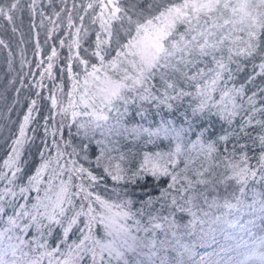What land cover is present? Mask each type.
Masks as SVG:
<instances>
[{
  "label": "snow or ice",
  "instance_id": "obj_1",
  "mask_svg": "<svg viewBox=\"0 0 264 264\" xmlns=\"http://www.w3.org/2000/svg\"><path fill=\"white\" fill-rule=\"evenodd\" d=\"M124 3L126 0H90L83 6L85 15L91 13L92 25H99L92 51L89 53L84 49L85 56L80 54L81 33L88 35V30L83 28L85 16L79 17L81 26H77L72 15H68L67 26L70 30L75 29V32L67 33L71 37L68 43L71 88L59 99L55 93L49 96L52 108L58 109L63 119L70 117L78 134L82 132L88 139L99 130L105 135L104 141H96L100 146V153L95 157L97 167L102 166L115 182L125 179L126 169L121 166L124 156L111 155L117 149L109 146L115 141L108 139L121 133L134 138L142 134L149 138L159 137L163 133L175 141L174 149L166 153H145L139 168L132 173L135 179L141 178L142 174L145 178L149 174L154 178L171 175L175 182L177 176L169 172V168L178 166L179 159L190 157L192 152L212 161L219 151L217 144L226 140L227 135L218 140L211 139L205 135L209 131L207 127L197 124L194 128L193 123H188L186 128L183 125L177 128L162 120L154 130L142 125L129 128L123 123V118L129 115V105L138 100H154L157 107L162 104L171 108V101L191 97L194 120L215 115L231 125L239 117V131L245 136L249 135L248 128H259L257 135L252 137V143L258 142L261 151L258 157L253 158L257 159L264 179V87L256 91L247 87L257 76L264 78V49L258 50L256 43L258 34H264V0H166L154 7L149 5L147 16L135 10V5L125 7L122 6ZM38 7H42L38 0H31L27 10L34 17ZM23 11L21 0L0 3V17L10 23L17 12ZM38 14L40 26H44V12L39 11ZM54 15L59 18L61 12ZM48 22L53 25L49 29L51 36L58 24L52 17H48ZM12 30L15 32V27ZM124 37L128 39L122 43ZM60 44L63 46L64 40ZM0 45L7 47L2 39ZM56 56V48L53 47L48 56L49 76L53 67L51 61ZM257 56L260 63L254 64L253 73L245 83L237 86L235 76L241 71V62L254 60ZM73 60L78 61L82 78L80 72L73 74ZM59 87L63 93L64 85ZM185 87L192 91L186 92ZM35 103L33 100L32 104ZM32 111L33 108L29 107V114L24 116L11 151L0 163V214L5 212V205L13 210V215L6 221L8 227L0 231V264H42L44 257L48 258V264H82L88 256L92 264H132L127 259L128 253L137 252L143 244L136 233L150 230L154 233L156 229L165 227L155 221L164 219L167 229L174 230L172 234L176 235L175 229L179 225L175 220L149 214L145 226L141 220L135 219L141 212L131 211L130 200L101 196L96 191L100 178L90 167L74 158L79 155L75 148L65 158L55 139V155L45 156L42 152L41 162L29 173L28 161L22 158V149ZM136 114L144 119L143 111L138 110ZM189 133L196 137L195 140L186 139ZM55 134L53 132V136ZM236 147L233 145L234 151L222 161L225 169L223 179L242 186L257 175V170L249 163L248 145H240L238 152ZM81 150L86 153L88 145L81 144ZM83 159L89 165L92 163L87 155ZM189 162L185 160V170ZM188 184L189 188L193 187L191 181ZM240 192H244L243 187H240ZM191 199L194 197L186 203ZM150 202L151 197L146 205ZM172 203L176 211L193 215L194 220L185 227L194 228L196 214L192 209L177 204L175 199ZM224 206L233 207L227 200ZM129 220H132L131 224ZM54 226L61 230L60 239L55 247L48 250L47 238L53 235ZM17 229L24 233L34 229L33 242L37 250L44 251L39 254L24 252L23 245L27 241L16 237L19 243H13V237L9 235ZM74 231L79 235L69 242ZM180 247L184 252L189 251L187 245Z\"/></svg>",
  "mask_w": 264,
  "mask_h": 264
},
{
  "label": "trees",
  "instance_id": "obj_2",
  "mask_svg": "<svg viewBox=\"0 0 264 264\" xmlns=\"http://www.w3.org/2000/svg\"><path fill=\"white\" fill-rule=\"evenodd\" d=\"M4 2L5 0H0V3ZM30 2L31 0H21L24 11L17 12L13 22L10 23L6 18L0 17V39L7 45V47L0 45V163L11 151L13 141L19 135L20 125L24 122V116L29 114L28 109L32 107L33 111L25 128L27 139L22 149V158L28 161L29 173L41 162L42 152L45 156L55 155L56 150L53 146L55 139L64 151L65 158L75 148L79 155L74 158L84 163L85 167H90L100 178L96 191L101 196L110 195L113 200L119 196L122 200H130L131 211L141 212L135 219L141 220L145 226L149 214L161 218L167 217L169 221L175 220L179 225L178 229H175V236L172 234L174 230L167 229V222L164 219L155 221L165 225L164 228H158L154 233L151 230L147 233L144 231L136 233L142 238L143 244L137 252L128 253L127 259L132 264H264V179L261 178L257 159L253 158L259 156L261 148L258 142L252 143V137L257 135L259 128H248L249 135L245 136L239 131L241 123L239 117L231 125L215 115L202 116L194 120L190 107L191 97L171 101V108L162 104L157 107V102L154 100H138L135 104L129 105V115L123 118V123L129 128L142 125L154 130L162 120L171 122L177 128L181 125L186 128L188 123H193L194 128L198 124L209 129L205 134L206 137L218 140L219 137L227 135V139L219 141L217 144L219 151L212 161L205 160L196 152H192L190 157H181L178 166L169 168V172L177 176V180L173 182L171 175L154 178L149 174L145 178L142 174L139 179L132 177L145 153H166L174 149L175 141L170 137H165L163 133L159 137L152 138L147 134L136 138L123 133L119 136L112 135L108 139L115 141V144L109 146L117 150L111 155L116 157L123 155L124 161L121 162V166L126 169L124 180L113 181L104 172L103 167H97L95 163V157L100 153V146L96 141H104L105 135L98 130L94 136L84 138L82 132L78 134L71 118L63 119L58 109L52 108L49 100L51 94L55 93L59 99L71 88L72 81L68 73V43L71 37L67 33L75 32V29L70 30L67 26L69 14L72 15L77 26H81L79 17L85 16L83 28L88 30V35L84 36L83 32L81 33L80 54L85 56L84 49H88L89 53L92 51L99 25L97 23L93 26L91 13L88 15L84 13L83 6H86L90 0H38V5L42 7H38L34 17L27 10ZM128 3L135 5V10L147 16L149 5L154 7L165 2L164 0H132L130 3L126 0L122 6L126 7ZM39 11L45 14L44 26H40ZM55 12H61V16L57 18ZM48 17H52L58 24L51 36L49 29H52L53 25L48 22ZM13 27L16 29L15 32L12 30ZM127 39L124 37L121 42H126ZM61 40H64L63 46L60 44ZM256 43L258 50L264 49V34H258ZM53 47L56 48L57 56L51 61L53 67L49 76L48 56ZM259 63V56L254 60L241 62V71L235 76L237 86L245 83L249 74L253 73L254 64ZM72 65L73 74L80 72L82 78L78 61L73 60ZM200 66L204 67L203 64ZM256 71H259L258 67ZM61 84L64 85L63 93L59 87ZM247 87L251 91L264 87V78L257 76L254 83L248 84ZM184 90L192 91L187 87ZM251 91L248 92L249 95ZM257 99L259 100L260 97ZM33 100L36 101L35 105L32 104ZM64 103H67L66 96ZM138 110L143 111L144 119L136 114ZM53 132L56 133L55 136ZM195 138L191 133L186 137L189 141ZM81 144L88 145L86 153L81 150ZM244 144L248 145L246 151L251 158L249 163L256 166L257 175L242 186L235 181L225 182L222 161L234 151L233 145L237 146L238 152L239 146ZM85 155L92 162L90 165L84 161ZM186 159L190 161L187 170H185ZM188 181L192 182V188H189ZM240 187L244 188L243 193L240 192ZM32 195L35 196L36 193L33 192ZM150 197L151 202L146 205ZM193 197L190 203H186ZM173 199L179 205L190 207L196 214L194 228L185 227L194 220L193 215L190 212L176 211L172 203ZM226 200L233 207L226 208L224 206ZM10 215H13V210L5 205V212L0 214V231L8 227L6 221ZM129 223L131 224L132 220H129ZM80 226L83 227L82 224ZM54 229L53 235L47 238L48 250L55 247L60 239L61 230L56 226ZM9 235L13 237V243H19L16 237L27 241L23 245L24 252L39 254L44 251V249L37 250L33 242V237L36 235L34 229L29 230L28 233L17 229ZM78 235V231H74L69 237V242ZM180 245H187L189 251L184 252V248ZM42 264H48L47 257L42 258ZM82 264H92L91 257H85Z\"/></svg>",
  "mask_w": 264,
  "mask_h": 264
},
{
  "label": "rangeland",
  "instance_id": "obj_3",
  "mask_svg": "<svg viewBox=\"0 0 264 264\" xmlns=\"http://www.w3.org/2000/svg\"><path fill=\"white\" fill-rule=\"evenodd\" d=\"M128 1H129L130 3L132 2V0H128ZM164 2H166V0H164ZM130 5H132V4H129V3H128V4L126 5V7H127V6H130ZM144 11H145V10H144Z\"/></svg>",
  "mask_w": 264,
  "mask_h": 264
}]
</instances>
